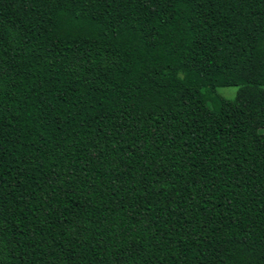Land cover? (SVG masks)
<instances>
[{"label": "trees", "instance_id": "trees-1", "mask_svg": "<svg viewBox=\"0 0 264 264\" xmlns=\"http://www.w3.org/2000/svg\"><path fill=\"white\" fill-rule=\"evenodd\" d=\"M0 264H264V0H0Z\"/></svg>", "mask_w": 264, "mask_h": 264}, {"label": "rangeland", "instance_id": "rangeland-1", "mask_svg": "<svg viewBox=\"0 0 264 264\" xmlns=\"http://www.w3.org/2000/svg\"><path fill=\"white\" fill-rule=\"evenodd\" d=\"M235 86H217L216 91L225 98H231L234 95Z\"/></svg>", "mask_w": 264, "mask_h": 264}]
</instances>
